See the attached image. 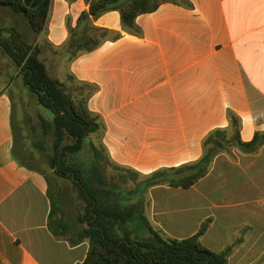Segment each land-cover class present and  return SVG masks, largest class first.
<instances>
[{
	"label": "crops",
	"instance_id": "obj_1",
	"mask_svg": "<svg viewBox=\"0 0 264 264\" xmlns=\"http://www.w3.org/2000/svg\"><path fill=\"white\" fill-rule=\"evenodd\" d=\"M190 1L192 8L164 3L141 14L138 35L123 29L118 11L103 14L94 25L121 36L72 61L61 47L69 26L76 28L88 9L85 0H51L41 34L23 13L0 7V28L15 31L17 41L39 44L49 73L69 89L78 82L95 86L88 107L103 120L100 143L110 162L147 179L197 164L213 130L231 136L228 110L241 119L243 142L264 132V0ZM3 15L14 16V26L5 27ZM13 113L0 76V264H81L89 242L72 246L50 231L48 182L14 158ZM156 188L165 185L150 189ZM169 188L187 202L156 214L159 225L177 230L166 231L167 237L192 236L208 221L204 246L218 253L232 247L229 264H264V145L256 152L233 145L190 188ZM188 216L201 221L185 236L173 224Z\"/></svg>",
	"mask_w": 264,
	"mask_h": 264
},
{
	"label": "trees",
	"instance_id": "obj_2",
	"mask_svg": "<svg viewBox=\"0 0 264 264\" xmlns=\"http://www.w3.org/2000/svg\"><path fill=\"white\" fill-rule=\"evenodd\" d=\"M88 9L83 11L76 28L69 26L70 37L61 47L69 60L98 48L109 36L119 38V33L94 25L103 14L118 11L122 27L131 34H140L136 19L141 14L156 11L164 3H174L192 8L190 0H85ZM51 0H0V7L23 13L36 34L46 31ZM15 31L4 40L0 28V48L19 69L12 81L18 80L23 90L31 93L35 104L48 113L39 115V129L32 125L33 147L40 152L38 159L25 147L18 146L17 124L12 119L14 132L13 154L23 167L45 176L51 204L49 229L57 237L66 238L72 246L89 242V251L81 264H229L232 247L214 252L201 242L209 222H204L192 236L178 239L164 237L151 225H145L150 235L133 238L130 221L144 213L142 200L124 204L117 188L108 183L100 170V160L108 156L104 146L99 149L90 141L92 135H101L104 123L100 115L90 111L88 100L96 88L88 83L67 84L52 76L40 58L41 46L29 41H17ZM71 81L74 80L69 76ZM75 87V89L73 88ZM232 135L226 130L215 129L204 139V154L197 164L179 169L162 170L148 178V187L168 184L170 187L190 188L206 175L216 155L235 145L244 152H256L264 145V132H256L250 142L240 137L241 119L228 110ZM52 141V154L47 143ZM77 140L76 143L71 142ZM90 143L93 156L84 164L81 157L84 145ZM109 159V158H108ZM83 160V161H82ZM47 166L49 174L43 169ZM118 167V166H117ZM188 173L184 177L178 175ZM59 179L73 183L81 205L76 221L66 216L61 204V194L54 195L51 188ZM113 186V187H112ZM121 233L123 235H121Z\"/></svg>",
	"mask_w": 264,
	"mask_h": 264
},
{
	"label": "rangeland",
	"instance_id": "obj_3",
	"mask_svg": "<svg viewBox=\"0 0 264 264\" xmlns=\"http://www.w3.org/2000/svg\"><path fill=\"white\" fill-rule=\"evenodd\" d=\"M3 18L4 20H9V23L7 25H4L5 27L10 28L11 26H14V16L3 15ZM11 33H13L12 30L10 31V29H6L4 31L3 39L9 40L11 36L9 38H7V36L11 35ZM18 70L19 69L14 66L12 61L4 54V52L0 48V76H2L6 80L9 93L12 97L14 110L13 118L17 124L19 136L18 146L25 147L38 159L41 154L40 152L35 150L32 145L33 138L35 136H33L30 130L33 125L38 131L39 115H47L46 113L48 112L39 108L35 104L34 96L31 93L23 90V85L18 82V80L12 81V78L17 75ZM51 73L55 74V71H53L52 69ZM90 141L99 149L101 148L100 135H92ZM83 148L84 149L80 154L85 164L87 160H89L93 156V150L90 143H86ZM47 152L49 154H52L51 140L47 143ZM103 157L104 158L100 160V170L104 175L106 181L117 188V191L119 192L120 198L123 203L130 205L138 203L140 199L142 200L144 213L135 218V220L130 221V229L133 234L132 239H134V237L142 239L150 235L149 231L145 228V225L148 224L151 225L154 230L158 231L164 237H167L165 234L166 231H177L176 228L171 224L163 223L162 225H159L158 221L160 220L156 218V214H158V211L163 206L171 208L172 210L184 209L185 207H183V205H185L187 201H185L183 197L174 195V190L170 189V186L168 184H164V189L156 188L151 190L153 186L148 187V182H146L148 178L145 179L144 177L130 169L117 167L110 162L108 156L103 155ZM43 169L51 174V170L48 169L47 166H44ZM51 190L54 195L61 194V204L63 207V211L70 220L76 221L77 214L81 205H79L80 201L78 200V194L71 180L59 179L58 182L53 185ZM186 192L190 193L189 191ZM191 220L193 221V223L190 222ZM181 221H183V218H181ZM200 221V217L198 218L197 222L196 217L188 216L187 221L185 220L184 222H179V224L175 223L173 225H177L182 231H185L183 235L188 236L196 231L195 229L196 227H198V223H200ZM121 235L123 234L121 233ZM202 243L208 246V238L205 237Z\"/></svg>",
	"mask_w": 264,
	"mask_h": 264
},
{
	"label": "water",
	"instance_id": "obj_4",
	"mask_svg": "<svg viewBox=\"0 0 264 264\" xmlns=\"http://www.w3.org/2000/svg\"><path fill=\"white\" fill-rule=\"evenodd\" d=\"M77 142V140H75V141H73V142H71L72 144H74V143H76Z\"/></svg>",
	"mask_w": 264,
	"mask_h": 264
}]
</instances>
